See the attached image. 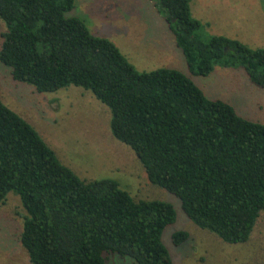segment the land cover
Listing matches in <instances>:
<instances>
[{
	"label": "trees",
	"instance_id": "obj_1",
	"mask_svg": "<svg viewBox=\"0 0 264 264\" xmlns=\"http://www.w3.org/2000/svg\"><path fill=\"white\" fill-rule=\"evenodd\" d=\"M75 0H0V62L37 92L75 85L110 111L113 137L132 149L149 181L181 203L197 226L240 243L264 211V123L208 98L178 69L138 71L109 39L94 35ZM189 70L242 67L264 88V48L199 33L190 0H155ZM25 214L19 240L32 264H173L162 241L171 202L136 200L113 179H81L38 131L0 100V204L8 192ZM184 230L172 234L179 245ZM121 260V259H120Z\"/></svg>",
	"mask_w": 264,
	"mask_h": 264
},
{
	"label": "rangeland",
	"instance_id": "obj_2",
	"mask_svg": "<svg viewBox=\"0 0 264 264\" xmlns=\"http://www.w3.org/2000/svg\"><path fill=\"white\" fill-rule=\"evenodd\" d=\"M190 8L201 23L202 38L226 35L264 48V0H190ZM67 14L81 18L92 34L111 40L138 71L178 69L208 98L222 99L240 116L264 123V88L253 85L242 67L216 64L207 75L192 73L155 0H75ZM5 28L0 19V43ZM0 100L28 121L81 179H113L136 200L171 202L176 220L164 229L162 241L173 264H264V211L248 240L240 243L224 242L194 224L180 200L152 184L132 149L113 137L108 107L89 91L69 85L37 92L14 81L0 62ZM5 199L0 204V264H32L19 240L25 210L14 192ZM177 230L186 231L188 238L174 245ZM123 259L113 255L106 264H127Z\"/></svg>",
	"mask_w": 264,
	"mask_h": 264
}]
</instances>
